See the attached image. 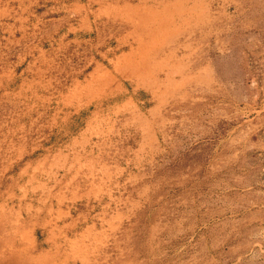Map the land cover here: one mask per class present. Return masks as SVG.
I'll use <instances>...</instances> for the list:
<instances>
[{"label": "rangeland", "instance_id": "rangeland-1", "mask_svg": "<svg viewBox=\"0 0 264 264\" xmlns=\"http://www.w3.org/2000/svg\"><path fill=\"white\" fill-rule=\"evenodd\" d=\"M69 1L0 0V264H264V0ZM36 159L75 222L47 247L19 238Z\"/></svg>", "mask_w": 264, "mask_h": 264}, {"label": "crops", "instance_id": "crops-1", "mask_svg": "<svg viewBox=\"0 0 264 264\" xmlns=\"http://www.w3.org/2000/svg\"><path fill=\"white\" fill-rule=\"evenodd\" d=\"M34 3H37V7L39 6H50L53 5V3L49 2L51 0H33ZM66 5H70L71 12L72 13H77L81 14L82 16H86L88 14L87 12V1H81V0H72L69 1V3ZM44 10L41 12L39 11L37 13V18L41 19L43 21H48L50 22L51 20L55 19V16L49 17L48 14L43 13ZM47 16V17H46ZM69 17V14L65 13L62 16H59L61 18L64 17ZM60 19V18H59ZM106 73V72H105ZM105 73H100L102 75L100 76H105ZM108 77L110 78V75L107 73ZM94 78V77H93ZM95 80L90 81L86 88L81 89L78 84L74 85L73 87V93L76 98V100H94L96 96L102 91L103 86L106 85V80L104 79L103 81H100L99 77L94 78ZM110 80V79H108ZM79 89H81V93H79ZM61 156L64 157L65 160L71 157V153H62ZM30 164L33 166L31 171L27 170L26 166H24L20 172H23L22 178H23V190L21 191L19 197L23 198L24 200L20 201V208L18 210L19 212V222L21 223V229H20V239L26 238L27 233H29L30 238H28L31 241V244L28 246H36L37 244L44 243L47 247L49 246L50 243H58L61 242L65 235L71 231V229L74 228L75 222L72 221L71 216L73 215L71 212L72 206L67 202L65 203V206H61L60 208H52V207H38L37 206V176L40 175L41 177H50L52 175V170L48 171L45 174L43 173H37V159L34 161H30ZM64 164V163H63ZM53 166V163H50V166ZM98 166L97 162L94 163V168ZM64 167H66V164H64ZM54 168V167H51ZM54 174V173H53ZM110 177L113 176V173H109ZM91 178L95 179L99 177L100 175H95L94 170L90 172ZM24 176V177H23ZM105 176V175H104ZM21 178V179H22ZM90 178V179H91ZM109 178V177H108ZM91 179V180H92ZM110 179V178H109ZM109 179L105 177H101L100 179H95L97 180L96 183H98L99 187L93 188L92 190L90 189H85L84 193L82 195L84 197H92L94 195H103V192H106L107 185L109 182ZM43 182V181H42ZM47 183V182H46ZM66 187L69 189L66 185ZM64 188L60 190V195L61 191ZM68 193H65V198L68 200ZM45 210L47 212V216L45 218H42V221H39V214L36 213L38 211ZM26 243V242H25ZM28 248L25 244L23 245V250H26Z\"/></svg>", "mask_w": 264, "mask_h": 264}]
</instances>
